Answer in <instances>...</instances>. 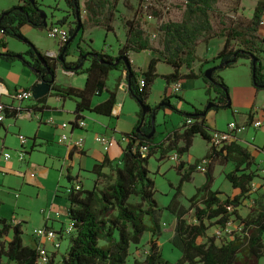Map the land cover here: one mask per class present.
I'll return each instance as SVG.
<instances>
[{"label": "trees", "instance_id": "1", "mask_svg": "<svg viewBox=\"0 0 264 264\" xmlns=\"http://www.w3.org/2000/svg\"><path fill=\"white\" fill-rule=\"evenodd\" d=\"M21 1L23 4L14 5L0 13V31L4 35L29 42L20 31L23 25L29 24L41 30L46 29L51 23L44 24V18L40 13L41 4L38 0ZM65 1L71 10L75 26L70 27L69 38L60 48L64 61L42 54L29 42L35 53L32 50L27 52L33 62L26 61L23 54L22 59L25 64L46 72V68L36 56V53H39L45 60H52V64H48L54 75L58 62L66 71L75 74L86 73L87 78L81 88L58 85L55 81L52 84L54 95L61 99L75 100L74 120L84 118L85 111L103 116L112 115L119 80L115 88L109 90L107 79L110 71L114 69L126 71L127 79L130 81V95L140 105V111L135 128L124 134L128 136V141L123 147L121 156L111 159L105 154L104 159L93 166L91 170L95 175L93 187L84 189L82 182L79 181L82 186L80 190L66 192L67 214L74 231L69 235V247L62 264H126L130 247L139 244L146 232L151 233L148 251L143 260L135 261L136 264H260V258L264 257V196L259 194L253 199L249 213L245 217L239 212V207L251 193L252 182L257 176L256 170H252L255 161L246 148L239 143H231L224 150H216L210 146L203 158L191 164L183 161L182 156L189 151L197 134L210 142L213 129L207 125L206 115H202L205 109L183 113L185 118L182 127L172 131L159 142L155 139L156 131L153 137L147 138L137 131V128L143 117L141 105L149 107L141 128L146 134L152 129V115H156L162 108L176 109L166 95L161 102L169 103L167 106H162L160 103L151 106L147 101L151 86L160 75L157 72V64L160 61L173 68L171 73L163 75L168 85L182 79L201 76L207 84V94L210 93L211 88L216 90L218 94L214 102L216 105L208 111L231 108L228 87L224 79L216 75V71L235 65L241 58L250 61L254 87L257 90L264 89L262 57L264 37L259 34L260 26L264 21V1L257 3L251 18L239 17L227 22L219 21L218 25L214 23L213 18L220 17L216 14L219 0H181L183 6L181 20H165L160 7L154 10L153 14L159 20L157 29L161 48L153 45L151 37L137 17L138 12L135 11L132 18L123 20L126 39L116 56L105 51H88L78 47L77 60L71 62L66 61L71 44L86 24L101 26L107 31L114 30L113 22L116 19L119 0H84L83 8L80 0ZM231 1H234L232 12L237 14L241 0ZM125 5L133 8L127 2ZM82 10L85 11V20L81 16ZM79 19L81 28L76 37L70 41ZM67 21L68 15H65L57 23L65 24ZM214 38L224 39L221 49L214 57L201 64L199 73H195L194 63L200 60L197 47L201 43L208 44ZM144 50L154 51L160 57L151 58L146 70H137L130 60L129 53ZM0 53V58L9 62L15 61L17 57V53L7 49L4 40H0ZM118 57L125 58L131 68H127L124 60L118 64L112 63ZM86 61H89V66L83 68ZM210 62L215 63L217 67L209 79L204 75L203 66ZM184 67L188 70L185 74L182 72ZM141 76L145 78L143 85L139 83ZM46 77L50 78L48 75ZM104 91L109 93L108 97L94 103L93 97L101 95ZM47 96L48 94L37 101L43 102ZM210 102L209 98L208 104ZM18 112V109L13 108L11 112H7V117L16 116ZM187 119H191L192 122L187 124ZM142 146L147 148L145 155L140 150ZM171 151L178 154L176 169L180 175L176 192L166 208L176 217L171 243L180 250L181 257L174 263L163 257L158 242L162 233L160 225L162 208L155 198V182L150 176L148 166L149 158L155 153L159 152L160 159H164ZM228 161L234 162L235 167L226 172L225 177L240 192L233 197L229 195L222 197V192L212 188L215 180L214 168L216 164H225ZM201 168L204 169L202 171L206 180L189 198V206L186 207L179 201L182 186L192 179L195 171H200ZM72 180L78 181V178L69 177V181ZM228 206H232L231 211L228 210ZM190 212H192V221L188 219ZM233 218L239 222V229L229 232L223 240L218 242L216 235H208L210 226L207 221H214L220 228L225 229ZM0 224L2 225L0 237L12 232L11 239L0 244V264H37L38 249L23 243L21 223L0 217ZM202 237L206 240L199 242L198 239ZM46 264H55L54 254Z\"/></svg>", "mask_w": 264, "mask_h": 264}, {"label": "rangeland", "instance_id": "2", "mask_svg": "<svg viewBox=\"0 0 264 264\" xmlns=\"http://www.w3.org/2000/svg\"><path fill=\"white\" fill-rule=\"evenodd\" d=\"M42 2L41 9L44 10L48 17V23L54 21L56 18L53 16L54 13L61 14L60 11L63 8L68 7L65 0H44ZM84 0H80V5H83ZM256 0H242L240 2L239 10L237 14L232 12L233 2L231 0H219L217 4L216 14L220 15V17L213 18L215 24H219V21L227 22L236 18H251L252 17V5ZM131 5L133 8H128L125 5ZM157 8H162L164 19L170 20H181L183 17V6L181 5V0H152L151 1ZM18 3V0H0V11L2 9L14 6ZM142 0H119L116 19L113 22L114 30L107 31L105 28L101 26H94L91 24H86L84 29H81L78 36L75 38L70 47V54L67 56L66 61H76L73 60L74 53H78V47L83 50H95V51H109V53H118L121 47V43L125 40L126 31L124 28L123 20L125 18H132L134 16V12H138V18L141 21L143 28L146 33L151 37L152 43L156 48H161L160 46V37L158 35V18H155L154 21L150 23H146L144 21L143 13L140 10V4ZM163 4V5H161ZM235 4V3H234ZM84 7V6H82ZM139 10V11H138ZM155 10V9H154ZM152 10V11H154ZM86 16V15H85ZM85 16L82 17L85 20ZM70 27H74V20H68L66 23ZM35 35L30 36L28 34L24 35L29 42H31L35 47L36 45L43 50V53H46L47 50L59 51L60 45L58 41L51 39L46 34V29H41V31L35 30ZM151 32H156L157 35L153 37ZM259 34L264 37V24L260 26ZM7 40H13L16 44L21 45V47L29 49L31 46L29 42L17 41L14 40L12 36L7 35ZM222 38H214L210 40L207 44L201 43L199 45V54L203 55L206 48L209 51H213V53L217 49V45L220 44ZM29 43V44H28ZM207 45V47H206ZM108 53V52H107ZM146 51L135 52L132 53L131 57L135 60L136 69H140L138 67H142L145 62V58L147 56ZM23 55V54H22ZM263 62H264V54H262ZM26 61H30L26 56H24ZM31 58V57H30ZM212 58V57H211ZM210 58V59H211ZM2 58H0L1 60ZM209 59V60H210ZM14 63L20 64V67H25L29 70H34L31 65L25 64L22 58L16 57L14 59ZM207 60L204 57L200 58L199 61ZM244 58H241L236 63V67L219 69L216 71V75L221 76L229 91L230 99L233 104V107L238 109L240 112H245L247 104H248V92L246 83H244V79H242V71L243 67H241L242 62H244ZM60 64V65H59ZM58 70L55 71V81L59 84L70 83L74 87H83L87 78L86 73H76L73 75H69L66 73L64 67L61 63L58 62L57 66ZM215 63H205L203 66V70L206 71L213 66ZM0 64V70L2 69ZM89 66V61H86L83 65V68ZM4 68V67H3ZM239 68V69H236ZM16 71H19L17 68ZM173 71V68L163 62L160 61L157 64V72L160 74L158 78H156L155 82L151 86V93L147 101L150 103H154L155 100H158L160 95L163 92H166L164 96H169V100L171 105L176 107L173 109L171 107L162 108L158 111L155 118L156 124V141H161L165 139V137L170 134L172 131L176 129H180L184 122V114L185 112H194L195 109L203 110L208 104V99L210 98L211 102L216 101V90L211 89L210 93H206L204 79L199 76L195 79H184L183 83H185V88L182 89L179 94L171 96V90H167L168 84L166 79L163 77L165 74H169ZM182 71H187L184 67ZM197 73H199V69H197ZM117 70H111L107 79V87L113 88L114 79L117 76ZM118 81V80H117ZM117 84V82H116ZM182 84V83H181ZM167 90V91H166ZM232 93V96H231ZM108 94L107 91H104L101 95L95 96V98H100L102 95ZM162 97V99L164 98ZM171 96V97H170ZM181 97L182 99H179ZM161 99V100H162ZM35 102L33 99L25 100L24 103ZM70 102V99L67 100ZM18 103V101H15ZM133 105V111H140V105L138 102L131 98L130 101ZM148 102V103H149ZM159 103V102H158ZM129 104L127 103L126 107L129 108ZM167 109V110H166ZM74 109H72L73 111ZM169 110V111H168ZM214 109H212L213 111ZM216 112V116H211V121L214 123V120L217 125L225 124V128L227 124L231 121L226 119V112L223 111V108H220ZM214 111V112H215ZM65 117L63 121L71 122L75 119V114L73 113H65ZM90 111H85V115L89 116ZM244 115H239L238 120L242 119ZM71 117V119H70ZM90 117V116H89ZM104 120L110 122L112 119L111 116H103ZM216 118V119H215ZM7 119V118H6ZM5 119V120H6ZM73 119V120H72ZM11 120V119H7ZM234 120V119H232ZM237 120V121H238ZM208 125V124H207ZM224 128V129H225ZM262 128V127H261ZM248 130L255 131L253 128H249ZM244 133V132H243ZM25 135V134H23ZM26 136V135H25ZM17 135H13L10 138V143L17 142ZM100 145L99 143H97ZM210 143L201 137V135L197 134L193 139V144L190 147L189 151L182 156V160L187 164L194 163L197 159L203 158L210 149ZM175 151L169 152L168 156L164 159H160L159 152L155 153L149 158L148 166L150 169V176L155 182V198L162 208L161 217H160V225L162 233L158 238L159 245L162 250L163 257L174 263L181 257V252L179 249L175 248L171 243V238L174 234L175 225H176V217L169 210H167V206L172 200L176 187L180 181V175L176 169L177 160H172L169 158V155L173 154ZM10 157L13 156V150L7 153ZM15 157V155H14ZM44 158V150L38 149L35 151L31 161L18 173L10 172L7 176L3 175L0 178V213L9 218L15 217L20 222L24 223V233L27 239L28 237H32L33 228L37 227L41 222V217L43 212L51 213L54 216L55 220L58 221L56 225H58L61 221H65L68 223V218L66 217V207L67 201L64 193L66 191L63 189L67 185V179L65 176V171L60 172L59 169L53 167L50 164L43 163ZM256 166V164H255ZM223 165H217L214 168V183L213 190L223 189L226 179L224 174L222 173ZM200 170V169H199ZM201 171V170H200ZM195 171L192 175V179L187 181L182 186V193L179 197V201L184 206H189V198L194 195L197 191V188L201 186L206 178L204 172ZM86 173V172H83ZM85 178V186L84 189H91L94 185L93 177L90 174L83 175ZM47 198L48 204L45 203V199ZM242 212H247V208H242ZM8 219V218H7ZM189 221H192V212L188 214ZM234 221L227 225V230H222L214 221H207L210 226L208 229V235H216L218 236V242L223 240L226 236H228L229 232L239 229V222ZM39 228V227H38ZM34 236V235H33ZM151 237V233L146 232L142 237V240L139 244H133L130 247V253L127 258L126 264H136V260H143L144 255L148 251L149 247V239ZM205 238H199V242H204ZM7 239L5 237H0V243L6 242ZM61 247L57 251V259L55 264H62V259L65 256V252L69 247V236H64L61 239ZM48 249H52L51 242L45 243ZM5 260V259H3ZM260 264H264V257L260 258Z\"/></svg>", "mask_w": 264, "mask_h": 264}, {"label": "crops", "instance_id": "3", "mask_svg": "<svg viewBox=\"0 0 264 264\" xmlns=\"http://www.w3.org/2000/svg\"><path fill=\"white\" fill-rule=\"evenodd\" d=\"M259 1H264V0L254 1L252 5L253 11ZM38 2L42 4V2H45V1L38 0ZM18 4H23V2L21 0H18V3H16L15 5H18ZM242 4H243V0H242ZM12 6L2 9V11L9 9ZM82 6H84V1H83V5L81 3V7ZM2 11H0V13ZM60 11H62V15L54 13L53 16L56 19L54 21H51V23L58 22V20L64 17L65 15H68L69 21L73 19V15L69 7L63 8ZM253 11H252V14H253ZM81 16L82 17L85 16L84 10H82ZM263 20H264V14H263ZM35 30L41 31L40 29H36L29 24H25L20 28L21 33L27 36L28 34L30 36H34L36 33ZM13 39L14 40L16 39L17 41L18 40L21 41L20 39L16 37H13ZM125 39H126V35H125ZM0 40L5 41L8 50L15 52L17 54H24L26 58H28L31 62H33L32 58H30V56L27 54V52L30 50L34 52V48H32V46H30L29 49H26V48L21 47V45L13 42V40L8 41L7 35H4L2 31H0ZM124 42L125 40L121 44H123ZM223 42H224V39L220 42V44L217 45L218 47L214 53L213 51H209L208 53L207 48H206L203 55H200L199 46L197 47L198 57L199 58L204 57L207 60H202V61L197 60L194 63L193 70L195 73H197V69H200V66L203 62H207L211 57H214L218 53V51L221 49L223 45ZM35 48L39 50V52H41L42 54H45L52 58H55L60 52V50L59 51L47 50L46 53H43V50H41L37 45ZM144 51H146L148 54L145 58L144 65H142V67H138L142 70H146L151 58L156 57V56L160 57V55L154 51H151V50H144ZM107 52L108 54H110L109 51ZM132 53H135V52L131 51L129 53V57H130L132 64L136 68V65L134 64L135 60L132 59L131 57ZM117 54L118 53H111L110 55L116 56ZM77 55L78 53H74L73 60L77 58ZM0 64L3 65L2 69L0 70V81L4 83V86L6 90L8 91V95L2 96L1 101L10 105L14 109L19 110L16 116L7 117V119H11V120L6 119L4 122L0 123V178H2L1 177L2 175L3 177L7 176L8 173L10 172H13V173L20 172L31 161L35 151L38 149H41V150H44V158H43L44 164H50L53 167H56L57 169H59L60 172L65 171L67 185L63 189V193H64V190L66 191V188L71 186L74 182L73 180L70 182L69 177H72L73 179L78 178L82 182V185L84 188L85 178L83 175L86 174L90 176L91 174L93 177V182H94L95 175L91 170L96 163L101 162L104 159L105 154H107L111 159H116L121 156L123 147L125 146V144L119 141V139L122 134L131 132L135 128L139 120L137 111L136 112L133 111V105L131 104V102H129L132 96L130 95V92H129L127 73L125 70L115 69L117 70L118 75L114 79V86L113 88L112 87L108 88L109 90H113L116 86L117 80H119L116 103L112 111V115H111L112 119H110V122H108L107 120H104L105 118H103L102 115L100 114L90 112L91 114H89L90 116L89 117V116H86L84 113V119L86 121V126L84 128H75L73 130V135L75 137H83L85 140V145L81 152V151L73 150L64 144L58 143L59 134L62 132L60 125L63 122H65L63 121L66 115L65 113H73L74 115V110L76 107L75 100L68 98L70 99V102H68L67 101L68 99H61L60 97L54 95L53 90H51L49 93H47L48 96L43 102H38L37 99L32 98V100L34 99L35 102L31 101L30 103H24L23 101V102L16 103L15 101L17 100H14L12 97L16 93V91L20 89H24V88L31 89L32 86L36 82L39 81L40 79L39 75L34 70H29L25 67L21 68L20 64L9 62L4 59L0 60ZM59 65L58 66L56 65V71L58 70V67H60ZM241 65H242L241 67H243V70H241L242 79H244L243 81L244 83H246V86H247L248 104H247V107L244 113L240 112L238 109L233 107V104L231 108L223 109V111H227L226 119H228L229 121L232 119L237 121L239 115H244L242 119L237 121L238 123H246L252 120L253 118L259 119L263 122L262 128L255 129L253 133L251 132V130H246L244 133H242L241 138H240L241 141L238 142L241 146L246 148V150L253 156L256 166L254 164L252 166V170H256V174H257V176L254 178L252 182L253 189L251 193L249 194L247 198H245L242 201V204L239 207L240 214L243 217H245L249 213L253 199L256 198L259 194H262L264 196V171H263L264 151L262 150V146L264 144V89L257 90L254 87L252 83V68H251L249 59H245ZM236 66L237 64L231 67H236ZM16 68L19 71H16L15 70ZM227 68H230V67H227ZM236 69H239V68H236ZM65 72L68 73L69 75L75 74L69 71H65ZM182 72L185 74L188 72V70L185 72L184 71ZM192 79H195V78H192ZM183 80L184 79L179 81L181 85V90L184 89L186 86L185 83H183L184 82ZM188 80H191V79H188ZM56 84L62 85V86H72L70 83H65V84L56 83ZM171 85L172 83L168 85L167 87L168 91L171 88ZM205 88L207 89L206 83H205ZM211 89H214V88H211ZM165 93L166 92H163L160 95L159 99L155 100L154 103H150L148 101L149 104L151 106L157 104L162 99ZM108 95L109 93L107 94V96L104 94L100 98H95L94 96L93 102L94 103L101 102L105 100L108 97ZM231 96H232V93H231ZM127 103H130L129 104L130 109H127L126 107ZM72 109L74 110L72 111ZM214 111L215 110L213 111L210 110L207 112L206 123L213 130H224L225 124L217 125L215 120H214V123L210 122L212 119L210 115L212 114L213 116H216V112H218V111H215V112ZM19 134H25L29 139L28 142L24 146L21 144L19 140V137H18ZM96 134L109 135L113 137L114 139L118 140L117 141L118 143H116L114 146L109 147V148L98 145L94 140ZM13 135L15 136L17 135L16 137L17 142L15 144L9 142L10 138H12ZM21 149H24L25 151V159L23 161H20L18 159V152ZM12 150L14 153L13 156L11 157L9 156L8 158H5V156L8 155L7 153H9ZM217 165H223L222 173L224 174V177H225L226 172L231 171L235 167L234 162H231V161H228L225 164L218 163L215 165V168ZM83 172H86V173H83ZM200 172H202V170ZM226 181L227 182H225L224 186L222 187L223 189H218L220 192H222L221 194L222 197H224L225 195H229L233 197L239 194L240 190L238 188H234L227 179ZM64 195L66 197V193H64ZM66 201H67V207H68L67 197H66ZM45 203L48 204L47 198L45 199ZM67 207H66L65 215L68 218ZM241 207L247 208V212L243 213L242 212L243 210L241 209ZM0 217L11 219L15 223L20 222L15 217L9 218L7 216L2 215L1 213H0ZM69 222L70 220L68 221V223H66L65 221H61L58 225H56L58 221L55 220L54 216L51 215V213L47 214L45 211L43 212V215L41 217L40 224L35 228L49 227L54 230H60L63 227H66L69 224ZM20 223H21V228L23 232L22 234L23 243L31 247H37L39 244L38 238L32 235V237L27 236V239H26L24 229H23L24 223L22 222ZM1 226L2 225L0 224V228ZM11 236H12V232H9L7 235L3 237H5L8 241L9 239H11ZM50 250L52 252L54 251L53 249H50ZM53 254H54V263H55L57 259V251L53 252Z\"/></svg>", "mask_w": 264, "mask_h": 264}, {"label": "built area", "instance_id": "4", "mask_svg": "<svg viewBox=\"0 0 264 264\" xmlns=\"http://www.w3.org/2000/svg\"><path fill=\"white\" fill-rule=\"evenodd\" d=\"M152 0H142V3L140 4V10L143 13L144 21L146 23H150L154 21L156 18L153 14L152 10L159 9L157 8L152 2ZM264 24V21L262 22ZM46 34L49 38L54 39L58 41L60 48L64 45V43L67 41L70 35V26L65 24H59V23H51L46 28ZM151 35L155 37L157 35L156 32H151ZM145 78L143 76L140 77L139 83L140 85L144 84ZM171 93L170 95H177L181 91V85L179 82L172 83L171 85ZM8 95V91L6 90L4 83L0 81V123L4 122L7 118V112H11L13 107L10 105L4 103L1 101L2 96ZM170 96V97H171ZM14 100H17L18 102H23L25 100H29L33 98V93L30 88H24L17 90L16 93L12 96ZM30 116V115H29ZM187 124H190L192 122L191 119H187ZM86 126V121L84 118L73 120L72 122H63L60 125V128L62 129V132L59 134L58 137V143L64 144L68 147H70L73 150L76 151H82L85 145V140L83 137H75L73 135V130L75 128H84ZM263 126V122L259 119H252L246 123H238L235 120H231L228 124L226 129L224 130H213L211 131V138H210V146L214 147L216 150H223L227 145L231 143H238L240 142L241 134L248 130L249 128L253 129H259ZM19 140L21 144L24 146L28 142V137L19 134L18 135ZM96 143H99L101 146H104L106 148L114 146L116 143H118L116 139L113 137L106 135V134H96L94 138ZM119 141L123 142L124 144L128 141V136L122 134ZM143 155L147 153V148L145 146H142L140 148ZM262 150L264 151V144L262 146ZM9 155H6L5 158H8ZM169 158L172 160L178 159L177 152H174L173 154L169 155ZM18 159L20 161H23L25 159V151L24 149H21L18 152ZM205 163V161H204ZM201 170H204L201 168ZM264 171V168H263ZM74 181L71 186L66 188V192L70 191H77L82 188L80 182ZM228 210H232V206H228ZM235 218L228 224L232 223ZM227 224V225H228ZM222 229V228H221ZM222 230H227V227ZM74 231V227L71 222L66 227H63L60 230H54L49 227H39L34 228L33 235L38 238L39 244L37 246L38 252H39V258L37 260V264H46L49 259L51 258L53 252L58 251L61 247V239H63L64 236H69ZM218 237V236H217ZM51 242L53 252L48 249L45 245L46 242Z\"/></svg>", "mask_w": 264, "mask_h": 264}, {"label": "water", "instance_id": "5", "mask_svg": "<svg viewBox=\"0 0 264 264\" xmlns=\"http://www.w3.org/2000/svg\"><path fill=\"white\" fill-rule=\"evenodd\" d=\"M40 13L42 14L43 18H44V24L47 25L48 24V21H47V14L44 10L40 9ZM78 26L73 34V36L70 38V41L73 40L76 35L78 34L81 26H80V19L78 20ZM20 40H23L25 42H27L25 39H20ZM64 51H65V48H64ZM0 56H1V53H0ZM18 58H22L23 55L22 54H17L16 55ZM36 56L38 58V60H40L43 64V66L46 68V72H42V70H36L34 69V71L39 75V81L36 82L31 90H32V93H33V98L34 99H39L43 96H45L47 93H49L51 90H52V84L53 82L55 81V75L50 71V68L48 66V63H47V60H45L43 57H41V55L39 53H36ZM58 59L62 62L64 61V55H63V52L62 54H60L58 56ZM121 60H124L126 62V66L128 69H130V64L126 61L125 58L123 57H118L114 62V64H118ZM235 60V59H234ZM254 63V66H255V61L253 62ZM217 66H213L212 68L208 69L205 71L204 75L205 77L207 78H211V74L213 73V71L216 69ZM218 67H221V65H218ZM255 69V67H254ZM46 75H48L50 78H47ZM129 76H131V74L129 73ZM128 86L130 87V81H128ZM169 103L167 102H163L161 103L162 106H167ZM216 104L214 102H210L209 104H207V106L205 107V110L202 112V115H206L208 110L210 108H213ZM141 109L143 111V117H142V120H141V123L140 125L138 126L137 128V131H139L142 135L146 136L147 138H151L154 136L155 134V131H156V126H155V118H156V115H152L151 117V121H152V129L150 131L149 134H146L144 133L141 128L145 122V116L146 114L149 112V107L146 106V105H141Z\"/></svg>", "mask_w": 264, "mask_h": 264}, {"label": "flooded vegetation", "instance_id": "6", "mask_svg": "<svg viewBox=\"0 0 264 264\" xmlns=\"http://www.w3.org/2000/svg\"><path fill=\"white\" fill-rule=\"evenodd\" d=\"M69 53H70V52H69ZM60 54H62V52H59V54L55 57L58 61H60V60L58 59V56H59ZM47 63H50V65H51V64H52V60L47 61ZM48 66H49V64H48ZM159 103L161 104V103H163V102H161V100H160ZM157 105H159V104L157 103V104H155V105H153V106H157Z\"/></svg>", "mask_w": 264, "mask_h": 264}]
</instances>
